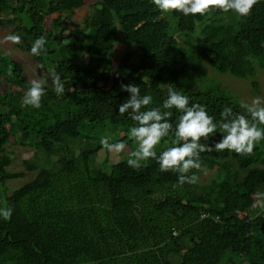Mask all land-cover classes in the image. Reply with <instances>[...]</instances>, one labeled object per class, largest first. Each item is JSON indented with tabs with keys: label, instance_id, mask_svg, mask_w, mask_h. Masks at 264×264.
<instances>
[{
	"label": "trees",
	"instance_id": "16d2710c",
	"mask_svg": "<svg viewBox=\"0 0 264 264\" xmlns=\"http://www.w3.org/2000/svg\"><path fill=\"white\" fill-rule=\"evenodd\" d=\"M84 3L0 0V23L13 24L19 49L65 84L62 96L45 85L39 109L24 106L30 82L22 65L0 51V207L12 209L10 220L0 217V264H264V207L256 195L264 193V141L251 154L201 153L202 165L230 156L237 169L221 163L220 176L198 193L188 183L174 188L178 174L161 172L154 159L139 170L123 160L93 174L90 154L101 143L71 151L68 142L83 129L133 126L128 113H119L130 95L121 84L139 86L155 107L172 86L217 121L225 107L241 112L239 101L218 87L191 84L186 72L207 59L218 71L251 78L254 88L255 70L264 69V0L245 17L217 9L163 13L151 0H92L81 27L64 32L63 19ZM40 36L46 54L33 56ZM183 37L190 47L179 45ZM171 111L175 127L181 113ZM11 136L57 158L53 170L25 161L36 168L33 177L7 193L5 181L22 175L6 170ZM220 139L217 132L201 142Z\"/></svg>",
	"mask_w": 264,
	"mask_h": 264
},
{
	"label": "clouds",
	"instance_id": "9594fccd",
	"mask_svg": "<svg viewBox=\"0 0 264 264\" xmlns=\"http://www.w3.org/2000/svg\"><path fill=\"white\" fill-rule=\"evenodd\" d=\"M258 0H151V3L161 12H180L184 16L206 15L210 10L217 9L224 13L234 12L241 17L248 16ZM12 43H20L21 37L12 34L6 37ZM47 41L44 36L38 37L31 46L33 56L46 54ZM51 80L57 95L65 93V84L59 73L49 72L47 77L33 79L24 93L22 104L39 109L42 97L45 95V84ZM121 90L130 93L128 99L119 105L121 115L128 113L134 122L129 128V136L137 144L135 150L128 153L126 163L129 167L139 170L147 165L149 160H156L161 172L178 174L174 188L184 184H197V172L203 171L201 153L206 151L221 152L224 150L236 154H251L256 145L264 141V98L253 97L251 101L239 102L241 112H234L231 107H225L220 113V120L208 114L205 105L191 103L187 95L176 88H167V98L162 107L151 106L153 97L141 95L140 87L134 84H121ZM175 108L181 114L175 127L170 122ZM217 132L221 134L219 141H209ZM173 135L168 146L157 154L156 147L162 140ZM111 137H102L100 143L109 153H123L127 145L123 141L110 143ZM192 170H196L193 172ZM261 198L264 207V193H256ZM254 207L256 205H253ZM12 209L0 207V217L10 220Z\"/></svg>",
	"mask_w": 264,
	"mask_h": 264
},
{
	"label": "rangeland",
	"instance_id": "374dc122",
	"mask_svg": "<svg viewBox=\"0 0 264 264\" xmlns=\"http://www.w3.org/2000/svg\"><path fill=\"white\" fill-rule=\"evenodd\" d=\"M92 0H85V3L75 9L72 14L63 19L64 32L73 28H80L82 25V19L84 15L90 10L89 3ZM51 17L46 18L48 23ZM13 24L0 23V51L5 53L11 59L19 62L22 65L23 74L29 82L33 79H41L47 77L50 69L44 67L42 64L36 62L32 56L22 49H19L16 43H12L7 40L6 37L13 34L12 30ZM66 36V34H64ZM186 41V42H185ZM184 42V44L182 43ZM179 45L182 48L190 47V41L188 38L183 37L179 40ZM124 44L119 42L115 45V54H119V50L123 48ZM65 51H69V43L62 45ZM190 53V49H189ZM187 80L199 88H210L218 87L220 91L224 94L231 96V98L241 101H251L253 97L264 98V69H256L254 76L255 86L252 88L250 81L251 78L248 77H235L228 72L218 71L213 64H211L207 59L199 60L196 67H190L187 72ZM51 80H48L47 84H50ZM106 124L104 128L97 129H83L78 137H71L68 139L70 150L77 151L81 147L92 145L95 142H100L102 137H111L110 143H115L123 141L126 143L127 148L123 153H109L103 147H99L97 150L90 154V165L93 174L103 175L105 173L106 167L114 162L126 161L128 158V153L135 150L137 144L134 140H129V128L120 126L118 129H107ZM90 137H96L90 141ZM172 138L162 140L161 144L156 147V151H162L167 146ZM5 149L11 156V163L6 167V170L12 173L21 172V176L12 177L5 181L4 186L6 192L9 193L12 189L18 187L25 181L31 179L36 171L35 169L28 170L25 167V161L27 164L36 165L37 167H46L53 170V162L57 156L47 157L41 150H31L28 146H21L16 140L11 136L5 145ZM53 159V160H52ZM217 163L209 162L207 165H203V171L197 172L199 176V182L197 184H191L194 186L193 192L198 193L201 191L203 184H208L213 179L220 176V164L223 162H229L230 169L236 170L237 166L232 162L230 156L217 157Z\"/></svg>",
	"mask_w": 264,
	"mask_h": 264
}]
</instances>
